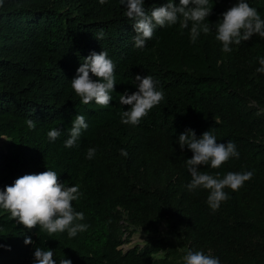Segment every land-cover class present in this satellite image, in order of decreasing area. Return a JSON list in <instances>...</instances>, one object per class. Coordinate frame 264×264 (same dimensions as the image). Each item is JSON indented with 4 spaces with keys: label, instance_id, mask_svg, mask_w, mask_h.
<instances>
[{
    "label": "trees",
    "instance_id": "obj_1",
    "mask_svg": "<svg viewBox=\"0 0 264 264\" xmlns=\"http://www.w3.org/2000/svg\"><path fill=\"white\" fill-rule=\"evenodd\" d=\"M179 4V0H173ZM238 0H209L212 31L195 43L190 27H157L143 48L134 47L133 21L120 0H5L0 7V191L26 174L48 169L65 186L78 185L73 201L88 225L70 238L47 237L39 226L25 228L0 209V264H34L37 247L53 250L56 264H183L186 251H203L221 264H264V38L253 35L225 53L215 25ZM264 19V0H246ZM167 0H144L145 10ZM103 30L104 39L95 34ZM107 51L116 84L107 107L88 105L71 87L77 68L91 53ZM90 75H92L90 73ZM150 75L165 99L139 125L121 122L130 105L119 96L138 91L134 78ZM96 79L95 76L92 77ZM88 125L77 146L65 148L76 115ZM36 128L30 130L26 121ZM63 133L50 142L47 132ZM210 131L217 143L232 141L240 153L219 169L252 171L239 191L213 211L208 190L190 192L186 160L178 137ZM4 136L3 140L1 137ZM89 148H95L92 159ZM127 151L128 156L120 154ZM164 228H161V225ZM135 229L142 244L119 246ZM31 244H25V237Z\"/></svg>",
    "mask_w": 264,
    "mask_h": 264
},
{
    "label": "clouds",
    "instance_id": "obj_2",
    "mask_svg": "<svg viewBox=\"0 0 264 264\" xmlns=\"http://www.w3.org/2000/svg\"><path fill=\"white\" fill-rule=\"evenodd\" d=\"M106 2L107 0H99L101 5ZM4 3L5 0H0V7H3ZM120 4L126 9L125 17L133 21L134 47L138 49L145 47L146 41L153 38L157 27H171L178 23L181 29H185L191 24L190 40L193 43L201 33L208 34L212 31L209 23H205L212 8L209 0H179V4L167 0V3L150 11L145 10L144 0H120ZM215 30L216 39L222 44V51L230 53L233 51V45H240L253 35L264 38V19L246 0H238L222 14V19L215 25ZM105 35L104 31L100 30L95 34V38L102 40ZM259 65L256 71L264 73V57L259 58ZM115 68V63L105 50L93 52L83 58V62L76 70L77 76L71 81V87L80 98L81 104L88 105L95 101L102 108L109 105L116 84ZM93 76L96 79H93ZM136 82L138 91L119 96L121 104L130 105L127 111L122 112L121 122L133 126L139 125L141 120L165 99L164 92L157 88L158 81L152 76L136 75L134 83ZM26 123L30 130L36 128L34 120L28 119ZM87 127L85 117L76 115L68 129L64 147H76L82 130ZM62 133L60 129L52 128L47 132L48 140L54 142ZM177 142L181 150L187 146L192 152L191 158L186 160V168L191 176L190 182L186 185L187 189L190 192L197 189L208 190L206 202L213 211L218 210L221 203L229 198L225 192L226 188L239 191L244 183L253 177L252 171L227 172L221 178L220 172L209 174L200 170L199 166L207 165L219 169L230 158H239L240 153L232 141L217 143V138L210 131H205L197 138L194 130L186 129L179 135ZM95 152V148H89L87 158L92 159ZM120 154L128 156L124 149L120 150ZM81 196L78 185L65 186L59 181L57 172L48 169L41 173L23 175L12 185L5 186L0 191V209L10 213L11 218L25 228L32 229L38 225L47 237L66 231L72 238L88 228L87 224L80 222L85 219L84 213L76 211L72 203L78 201ZM24 243L31 244V238L26 236ZM53 256V250L37 247L34 252V264H56ZM182 259L183 264H221L219 258L206 255L203 251L188 250ZM59 264L72 262L63 258Z\"/></svg>",
    "mask_w": 264,
    "mask_h": 264
},
{
    "label": "rangeland",
    "instance_id": "obj_3",
    "mask_svg": "<svg viewBox=\"0 0 264 264\" xmlns=\"http://www.w3.org/2000/svg\"><path fill=\"white\" fill-rule=\"evenodd\" d=\"M3 140L5 139L4 136L1 137ZM161 228H164V225H161ZM145 236L143 234V231L141 229H135L130 234V237L127 241H125L123 244H121L119 247H121V250L126 251L129 247H132L136 244H142L144 242Z\"/></svg>",
    "mask_w": 264,
    "mask_h": 264
},
{
    "label": "built area",
    "instance_id": "obj_4",
    "mask_svg": "<svg viewBox=\"0 0 264 264\" xmlns=\"http://www.w3.org/2000/svg\"><path fill=\"white\" fill-rule=\"evenodd\" d=\"M119 248H121V247H119Z\"/></svg>",
    "mask_w": 264,
    "mask_h": 264
}]
</instances>
